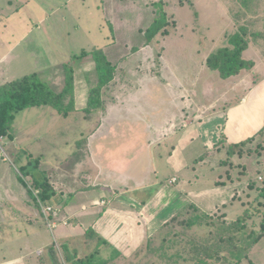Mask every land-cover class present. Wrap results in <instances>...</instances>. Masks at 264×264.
I'll return each instance as SVG.
<instances>
[{"label": "rangeland", "instance_id": "obj_1", "mask_svg": "<svg viewBox=\"0 0 264 264\" xmlns=\"http://www.w3.org/2000/svg\"><path fill=\"white\" fill-rule=\"evenodd\" d=\"M156 2L164 3L169 24L166 35L160 33L148 43L146 31L155 18ZM233 34L244 37V58L259 65L223 79L207 67L206 59ZM93 49L104 50L119 69L101 96V108L91 114L84 110L97 80L95 64L87 57L72 63L76 109L67 119L45 106L19 112L11 124L13 135L25 142L21 146L5 138L7 160L0 158L11 168L6 172L0 165V258L7 247L9 256L33 254L34 259L41 241H48L56 256L47 264H64V251L70 257L93 255L87 264H102L100 259L108 260L104 264H187L180 241L170 247L155 239L162 229L151 240L150 249L147 244L127 259L95 233L87 232L88 223H82L79 216L71 228V220L63 215L56 218L57 226L50 228L42 213H38V223L26 224L17 216L22 210L20 203L7 196L18 192L17 184L10 186L7 173L15 175L22 189L27 181L29 190L35 189V173L44 175L47 189H55L61 196L60 204L53 200L48 204L60 210L77 187L112 189H98L99 194H105H100L103 200L110 201L113 193L152 180L147 161L152 167L153 157L148 160L146 151L162 137L154 133L158 126L183 113V119H177L182 127L201 117L214 102L222 100L228 106L232 102L229 97L251 87L250 82L264 73V0H0V85L37 73L51 90L60 92L64 64L83 50ZM69 153L66 166H49L59 159L62 162ZM21 157L27 163L24 166L18 162ZM224 161L229 174L258 180L255 184L264 187V135ZM134 167L139 171L134 172ZM26 169L33 170V178ZM86 175L91 180L87 181ZM255 200L259 201L249 205L253 213L247 223L249 232L252 228L261 232L264 221V197ZM241 209L235 205L233 212L239 216ZM212 218L222 221L219 214ZM182 221L175 222L173 233L185 232ZM65 229L69 233L63 235ZM194 230L186 232L190 235ZM209 230L203 227L199 234ZM262 235L249 260L240 264H264ZM172 255L181 258L171 259ZM29 262L35 264L31 257Z\"/></svg>", "mask_w": 264, "mask_h": 264}, {"label": "crops", "instance_id": "obj_2", "mask_svg": "<svg viewBox=\"0 0 264 264\" xmlns=\"http://www.w3.org/2000/svg\"><path fill=\"white\" fill-rule=\"evenodd\" d=\"M253 61L255 62L253 68H258L257 61ZM250 83L251 87L237 92L234 98L229 97L232 102L228 106L223 105L221 100L220 103L214 102L208 105L207 110L201 112L203 114L201 117L193 119L182 127L177 123V119H183V113H176L174 115L176 118H170L169 121L158 126L154 133H161L162 137L150 148L147 147L149 151H146L148 160L150 156L153 157L152 167L147 161L152 180L141 181L120 193H113L115 195L110 201L103 200L100 194L103 196L105 194H99L98 189H103L105 192L107 190L112 192V189L93 185L77 187L73 191L75 195H70V199L66 201L67 205L62 210L57 208L58 216L55 219L60 220L63 215L71 220L69 225L71 228V225L72 227L76 225V223L72 224L73 220L77 216L81 217L82 223H88L87 232L93 231L107 242L113 251L127 259L149 244L159 230L190 205L211 216L219 214L225 221L237 220L252 202L257 201L255 199L258 198L260 188V185L255 184L258 180H248L246 176L229 174L228 170L225 171L227 166L224 161L232 157L228 153L230 145L251 138L257 140L261 137L259 133L264 128V73ZM142 116L144 117V114ZM67 132L70 131L67 130ZM14 140L11 144L17 143L22 146L25 142V139H19L16 136ZM28 143L31 145L32 142ZM70 159L69 153L62 162L59 159L49 166H63V164L66 166ZM0 161L2 169L5 167L7 172L10 168L8 163ZM18 162L23 166L27 164L22 157L18 159ZM136 169L134 167V172ZM26 170L30 178H33V170ZM7 174L12 180L10 186L15 183L18 187L15 195H11L13 191L7 194L10 199H15L21 205L22 210L17 215L18 219L28 225L38 223V213L41 214V210L33 194L38 190L34 185L37 174L35 173L33 178L35 189L30 188V190L27 181H23L26 188L22 189L15 175L12 172ZM42 176L45 177L40 175L38 178L43 180ZM86 179L91 180L87 175ZM173 179H176L174 183H172ZM54 190L51 189L52 196L44 201L47 205L52 200V203L60 204L61 196ZM152 190L153 196L146 204H142L139 199L148 197ZM38 191L42 194L41 190ZM80 196L75 205L74 199ZM89 200L90 203H88ZM235 205L242 207V213L239 216L233 212ZM231 213L235 214L234 218H231ZM82 227L86 228L85 225ZM39 232L37 230L35 236ZM66 233H69L67 229L64 230L63 235ZM63 238L68 240L66 237ZM41 243L40 247L36 248L38 254L34 259L33 254L9 256L8 248L3 247L4 253L1 255L0 264H31L29 257L32 258L33 263L35 261V264L53 262L56 255L49 250L53 245L48 241H41ZM61 256H63L64 264H67L64 254Z\"/></svg>", "mask_w": 264, "mask_h": 264}, {"label": "trees", "instance_id": "obj_3", "mask_svg": "<svg viewBox=\"0 0 264 264\" xmlns=\"http://www.w3.org/2000/svg\"><path fill=\"white\" fill-rule=\"evenodd\" d=\"M156 3L157 8L155 9L157 11L153 12L155 18L146 31L148 43L152 42L160 33L166 35L167 31L165 29L169 24L164 3ZM226 40L227 43L224 47L210 54L206 59L207 67L216 74L218 71L220 73L218 76L223 79H228V77L240 74L245 70L249 71L255 64L253 60L244 58L243 54L247 49V45L244 42L242 34L230 35L226 37ZM87 57H90L95 64L97 80L89 91V99L84 110L86 113L91 114L93 111L99 109V107L101 108V96L104 90L110 87L116 79V75L119 73L118 65L113 64L108 59V54L104 50H83L81 54L74 55L67 64H64V85L60 92L51 90L37 73L25 75L19 79L0 85V137H5L6 140L14 139L11 124L19 112L45 106L50 107L64 117H68L74 112L76 109V86L75 71L72 63ZM259 135H264V128ZM253 140L254 138H251L244 142L230 145L229 155L236 156ZM34 184L38 190L42 191V194H39L42 202L47 201L52 196L51 189L48 190L45 185L47 182L36 178ZM258 191V198L264 197V187L259 188ZM153 193V190L150 191L148 197L139 199L140 202L146 204L149 198L153 196ZM250 207L235 221H225L221 218L222 221L217 223L210 214L190 205L167 223L162 228L164 232L162 233L161 230L159 238L155 237V239H160V242L168 244L170 247L178 245V241H180L184 250L183 256L188 257L186 260L187 264H240L245 259L249 260L250 251L263 237L262 234H264V221L261 223V232L253 228L251 232L248 231L247 223L253 215ZM179 219L184 220L182 221V225L185 228V232L178 231L173 233L171 228ZM203 227H207L210 230L199 234L200 229L202 230ZM186 229H195L194 234L189 235ZM179 236L181 238L177 240ZM151 243L150 240L148 249L151 248ZM49 250L53 255H56L54 246H51ZM63 254L66 263L71 262V264H87L89 258L93 257V255H90L87 259H77L73 255L70 257L67 251H64ZM170 257L171 259L176 257L181 258L180 255H172ZM100 260L102 264L108 261L106 259Z\"/></svg>", "mask_w": 264, "mask_h": 264}, {"label": "built area", "instance_id": "obj_4", "mask_svg": "<svg viewBox=\"0 0 264 264\" xmlns=\"http://www.w3.org/2000/svg\"><path fill=\"white\" fill-rule=\"evenodd\" d=\"M5 137H0V158H4L7 160L6 153H5ZM261 179V178H260ZM176 179H173L172 183H174ZM35 199L41 209V213L44 216L45 222L48 223L50 228H55L57 226L55 217L58 216L57 209L53 208L50 205H45L44 202L40 199V192L38 190L33 192ZM55 219V220H54Z\"/></svg>", "mask_w": 264, "mask_h": 264}]
</instances>
